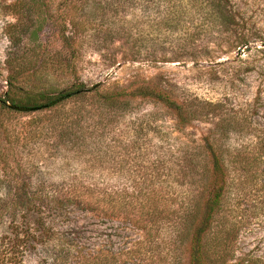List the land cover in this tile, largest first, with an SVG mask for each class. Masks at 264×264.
I'll list each match as a JSON object with an SVG mask.
<instances>
[{
    "label": "trees",
    "instance_id": "16d2710c",
    "mask_svg": "<svg viewBox=\"0 0 264 264\" xmlns=\"http://www.w3.org/2000/svg\"><path fill=\"white\" fill-rule=\"evenodd\" d=\"M159 2L168 7L159 25L173 23L176 28L184 12H190L202 16L205 26H218L229 36L237 37L242 29L232 0ZM92 4L95 0H16L13 6L16 31L10 39L15 46L23 39L27 9H35L39 23L28 31L26 38L33 45L27 51L47 57L34 67L28 63L34 68L32 77L57 75L72 81L68 79L63 89L24 91L18 82L27 51L15 53L8 62L17 72L8 78L7 92L0 98V183L9 190L0 197V212L14 213L13 219L18 214L28 223L25 239L45 251L39 264H264V138L229 146L233 121L220 116L222 103L194 104L160 85L87 87L77 78L85 46L120 39L136 48L144 40L133 35L131 23L118 18L119 12L108 4L94 14L98 20L91 17ZM65 7H72L74 15ZM104 19L110 22L102 31ZM88 20L98 27L96 33L88 34V27L94 26H88ZM45 25L54 31L58 46L42 50L36 43ZM237 43L248 45L242 36ZM141 103L166 111L177 133H184L198 117L200 106L210 110L214 123L199 140L191 141V147L173 152L171 147L152 145L158 133L156 113L122 125L123 116ZM8 104L30 111H14ZM104 140L108 144L98 146ZM41 141L55 151L69 146L66 151L75 154L92 146L90 161L100 170H106L107 156L99 151L105 148L109 154L111 145L123 144L115 165L123 167L122 157L127 154L128 159L131 151L140 160L136 166L128 163V170L139 174H128L115 186L105 179L45 177L46 162L31 152ZM98 234L103 240H97ZM251 237L253 248L245 249Z\"/></svg>",
    "mask_w": 264,
    "mask_h": 264
},
{
    "label": "rangeland",
    "instance_id": "374dc122",
    "mask_svg": "<svg viewBox=\"0 0 264 264\" xmlns=\"http://www.w3.org/2000/svg\"><path fill=\"white\" fill-rule=\"evenodd\" d=\"M120 1L95 0V4L89 6L88 12L94 15L101 11L104 3L108 4L113 11L119 12L118 18H123L126 24L131 23L133 35L138 34L137 36L144 37V40L136 48L120 39L115 40L114 43H91L85 46L83 55L79 59L77 75L81 82L87 87L96 84L126 87L134 83L148 82L160 85L177 98L194 104L222 103L224 108L220 116L233 121L229 126L231 132L226 140L229 146L249 140L259 143L264 138V0H232L242 24V29L239 31L241 34L238 33L237 37L222 32L218 26H205L202 16L198 17L190 12H184L176 28L173 23L163 22L159 25L157 23L163 15L166 16L165 11L168 8L166 6L164 9L159 0ZM15 3L16 0H0V98H3L7 92L8 78L17 72V69H13L16 65L10 68L8 62L15 53L22 50L26 52L32 47L33 42H30L26 36L29 34L28 31L31 32L34 26L39 25L33 12L35 9H27L28 18L26 21L22 20L24 26L21 27L24 33L23 39L19 41V47L15 46L10 39L16 31L14 27L12 28L15 23L12 16ZM78 6L76 5L74 9H79ZM182 6H185L184 2ZM65 8L69 15L73 14L72 7ZM92 15L91 17H96ZM99 18L97 14L96 20ZM87 22H90L88 26L94 25L88 27V34L99 30L96 24L89 20ZM108 22L110 20L104 19L106 25L102 27V31L107 28ZM126 27L127 25L124 26V30ZM53 32L49 30L48 25H45L36 43L39 49L46 50L56 43L52 37ZM241 36L248 41V45L237 43ZM191 37L193 39H190ZM55 45L58 46L57 43ZM243 46H247L248 49L236 59L238 49ZM137 51L139 54L136 53ZM44 56L45 54L36 56L28 51L23 56L22 59L28 57V61L25 60L22 78L18 85L24 91L36 92L48 86L63 89L68 79V83L72 81L70 78L57 75L46 78L44 75L32 77L33 67L37 62L39 64ZM160 57L167 58L168 62H152L153 58L160 59ZM29 62H33L32 69H29ZM216 62L219 64L215 65ZM118 65H121L120 68L109 76ZM200 109L198 117L182 134L175 131L174 121L166 111L148 103L135 104L134 109L123 116L122 125L126 126L147 113H156L154 125L157 126L158 133L156 137L153 136L152 145L171 147L173 152L179 148L184 150L191 147V141H197L204 136L214 123V118L209 114L210 110L204 106H200ZM100 142H103L98 144L101 147L108 144V140ZM123 147V144L111 145L110 148L113 150L110 155L106 154L105 148L99 151L100 155L107 156V163L104 165L106 170H100L95 162L90 161L92 157L90 151L95 150L92 146L83 154H75L71 150L66 151L69 146L67 148L60 146V150L55 151L46 147L41 141L31 152L33 154L36 152L37 159L46 162L45 177L52 176L58 181L72 176L86 180L105 179L115 186L125 176L139 174L138 171L128 170L129 164L136 166V162L140 160L131 151L128 159L127 154L124 159L122 157L123 167L115 165L124 152ZM90 163L93 164V169ZM8 191L5 183H0V197ZM13 215L12 212H0V264L41 263L45 258L44 249L34 246L25 239L24 228L26 230V226L29 227L28 223H23L18 214L13 219ZM45 217L47 218L46 215ZM97 238L103 240L104 237L98 234ZM19 239L23 242L18 243ZM252 240L251 237L246 241L245 249L253 248Z\"/></svg>",
    "mask_w": 264,
    "mask_h": 264
},
{
    "label": "water",
    "instance_id": "95a60500",
    "mask_svg": "<svg viewBox=\"0 0 264 264\" xmlns=\"http://www.w3.org/2000/svg\"><path fill=\"white\" fill-rule=\"evenodd\" d=\"M247 49H248L247 46H243V47H241L240 49H238L237 54H236V59L240 58V56L242 55L243 51H244V50H247ZM218 64H219V62H216L215 65H218ZM120 66H121V65H118L117 68H115V69L109 74V76H111V75L113 74V72H115L116 70H118V69L120 68ZM58 102H59V101L54 102V103H52V104H50V105L53 106V105L57 104ZM8 107H9L10 109H12V110H14V111H18V112H29V111H30L29 109H25V108H22V107L13 106V105H10V104H8Z\"/></svg>",
    "mask_w": 264,
    "mask_h": 264
}]
</instances>
